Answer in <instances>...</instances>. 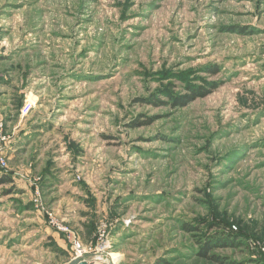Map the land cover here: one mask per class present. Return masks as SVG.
Masks as SVG:
<instances>
[{
	"label": "rangeland",
	"instance_id": "1",
	"mask_svg": "<svg viewBox=\"0 0 264 264\" xmlns=\"http://www.w3.org/2000/svg\"><path fill=\"white\" fill-rule=\"evenodd\" d=\"M28 59L50 95L22 106L59 138L26 175L6 123L25 94L2 73ZM0 63V264L74 256L48 232L75 231L44 200L64 182L104 261L264 264V0H0ZM197 89L211 92L177 104Z\"/></svg>",
	"mask_w": 264,
	"mask_h": 264
},
{
	"label": "crops",
	"instance_id": "2",
	"mask_svg": "<svg viewBox=\"0 0 264 264\" xmlns=\"http://www.w3.org/2000/svg\"><path fill=\"white\" fill-rule=\"evenodd\" d=\"M13 60H15V58H12L10 61L14 62ZM37 62L38 60L35 61L28 59L24 63L20 64V66L18 65L7 66V68L2 73L4 81H9L7 85L11 86L10 90H12L13 93L12 95L16 94L15 91L20 93V91L22 90L25 94L24 97L20 96L21 102L18 105H16L17 107L16 115L13 114L11 118L7 119L8 121H6V123L11 125L10 133H9L11 137L8 141L9 145L7 149L8 156L9 158L20 156V159H22L21 161L23 162L21 168H27L25 173H23L26 175L31 174V167L27 165L28 160H25L24 157L26 156V158H28L30 156L31 157L33 156L36 158V163L38 165L41 164L38 163L37 158H40L43 155L45 149H50L54 141H56V139L59 138V136L51 137L50 135H48V133H44V134H42V132L40 133V131H42L43 124L46 122V119L43 120L39 116L37 117L38 111L36 109V106L38 104L37 105L35 104L34 108L31 110L30 113H28L27 116L24 117L20 113V108L22 107V103L24 99L26 98L27 100L30 99L31 102L33 103L34 100L41 98V96L50 95L49 90H47V88L40 87V83L38 79L40 77H43L44 73L39 69L40 67L37 64ZM52 98H54V96ZM43 102L44 101L42 100V103ZM52 103H54V99H48L49 107L54 106ZM4 107L6 106L2 104L0 109H3ZM11 129H13V131ZM46 138L47 140H49L48 144L50 146L46 145L43 147L42 144H40L39 142L41 140L44 141ZM24 160L26 162H24ZM25 163L27 164L25 165ZM36 168H39V166L36 165ZM51 170H53V168L50 169L49 172H54ZM29 180L30 177H25L23 178V180L20 181L21 187L27 191L30 190ZM66 184L68 183L64 182L60 185H57L55 183L47 184L45 189H48L50 192L46 195L44 200L48 203L53 204L59 209V211H62V213H64L63 214L64 219H66L70 223L69 225H71L76 231L74 232L76 233L80 242L83 244V248L92 249L91 252L90 251L87 252L89 253V257L87 258L89 260L88 264H110L109 262L104 261V258H101V256L103 255H101L100 253L101 252L100 248L94 245L95 225L94 222L91 220L92 219L94 220L96 215L91 214L92 210L89 207H86V205H84L78 199L79 198L78 196H74V197L72 196V195L80 194L79 192L80 189L78 187H73V186H71L72 188H69L70 186ZM86 187L87 185H84V187L81 188V190L83 191L85 189L87 192ZM87 194L89 193L87 192ZM87 194L85 193V195ZM85 195L84 197L82 196L81 199L84 200ZM86 200L88 202L93 203V201L91 200L88 199ZM86 212L88 214H91V219ZM48 232L49 235H53L55 242H57L58 246L65 247L67 242L66 241L67 234L65 232L57 230L52 227H48ZM69 243H70V248L68 252L71 254L70 249L72 246V242L69 240ZM57 256L58 254L53 253L51 262H47V263L38 262L37 264H68L74 258L72 257V255L67 256L65 259L57 258Z\"/></svg>",
	"mask_w": 264,
	"mask_h": 264
},
{
	"label": "built area",
	"instance_id": "3",
	"mask_svg": "<svg viewBox=\"0 0 264 264\" xmlns=\"http://www.w3.org/2000/svg\"><path fill=\"white\" fill-rule=\"evenodd\" d=\"M32 108V103L31 102H26L21 109V115L25 116L27 115L30 110ZM0 125L2 126V124L0 123ZM5 139V137L2 138V140ZM4 147L0 146V161L2 165H5V157H4ZM52 226L60 231L66 232L68 234V237L70 239V241L72 242L73 245V249H74V258L75 257H86L87 255V250H85L80 242V240L78 239L76 233L66 224H64L62 221H53L52 220ZM105 230V229H102ZM105 234V232H102L101 237H103ZM105 242H103L104 244ZM105 245V244H104Z\"/></svg>",
	"mask_w": 264,
	"mask_h": 264
},
{
	"label": "trees",
	"instance_id": "4",
	"mask_svg": "<svg viewBox=\"0 0 264 264\" xmlns=\"http://www.w3.org/2000/svg\"><path fill=\"white\" fill-rule=\"evenodd\" d=\"M213 72H218V68H214L212 69ZM211 92V90L209 89H204L201 90V89H197V90H193L191 91L190 93L186 94V95H183L182 97H179V101L177 102L178 105L180 106H184V105H187L189 102L195 100L196 98H198L199 96H206L207 94H209ZM8 178V179H7ZM5 177L4 179H1L0 182H5V181H11V179H9V177ZM211 242V241H209ZM207 243L205 244L206 246H204V249L203 251L201 252V255L202 256H208V251L213 247L215 246V244H212V243ZM210 259H213L214 261H217L219 262L220 264H224V261L220 258L219 255H216V254H212L209 256Z\"/></svg>",
	"mask_w": 264,
	"mask_h": 264
},
{
	"label": "water",
	"instance_id": "5",
	"mask_svg": "<svg viewBox=\"0 0 264 264\" xmlns=\"http://www.w3.org/2000/svg\"><path fill=\"white\" fill-rule=\"evenodd\" d=\"M89 260L87 257H75L68 264H88ZM110 264H114L110 262Z\"/></svg>",
	"mask_w": 264,
	"mask_h": 264
}]
</instances>
